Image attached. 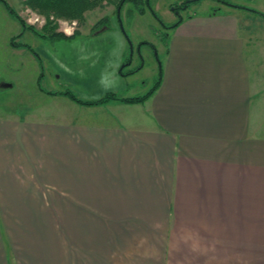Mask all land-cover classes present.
<instances>
[{"label": "crops", "instance_id": "crops-1", "mask_svg": "<svg viewBox=\"0 0 264 264\" xmlns=\"http://www.w3.org/2000/svg\"><path fill=\"white\" fill-rule=\"evenodd\" d=\"M222 4L171 27L138 103L60 93L139 95L122 35L52 41L59 86L0 114V264H264V38Z\"/></svg>", "mask_w": 264, "mask_h": 264}, {"label": "rangeland", "instance_id": "rangeland-1", "mask_svg": "<svg viewBox=\"0 0 264 264\" xmlns=\"http://www.w3.org/2000/svg\"><path fill=\"white\" fill-rule=\"evenodd\" d=\"M118 1L103 2L100 6L86 11L82 22L59 19L57 30L70 37L122 35L126 38L130 51L127 59L130 60L131 55L133 57L131 66L142 69L131 80L132 84L129 88H132L125 95H141L153 87L158 76L159 62L165 54L166 37L171 30L166 26L190 13H204L217 8L227 9L226 5L222 4L223 0H196L188 7L183 4L186 0H149V5L145 3L137 5L132 1H125L120 9L116 8ZM224 1L228 4L244 5L249 12L246 9L242 12V8L236 10L239 14L240 26L247 33L264 38V16L251 10L253 8L264 14V0ZM4 2L22 17L26 26H21V23L8 11ZM44 23V16L25 6L23 0H0V114L2 115L22 114L24 111L21 109H24V105L27 107L43 103L46 98L36 96L35 93L38 79L40 85L48 89L56 88L55 86L60 84L53 76L59 75L60 70L46 54L48 52L60 55L64 45L52 43L50 38L44 36L48 35L42 28ZM41 33L43 36L40 35ZM262 41L264 43V39ZM23 44H27L31 50ZM128 67L127 64L124 66V68ZM42 71L46 73L44 77L40 75ZM3 82L13 83V87H4ZM65 83L76 92L72 81ZM44 107L46 108V105Z\"/></svg>", "mask_w": 264, "mask_h": 264}, {"label": "trees", "instance_id": "trees-1", "mask_svg": "<svg viewBox=\"0 0 264 264\" xmlns=\"http://www.w3.org/2000/svg\"><path fill=\"white\" fill-rule=\"evenodd\" d=\"M1 1H4V0H1ZM108 1H111V0H23V4L27 6L28 8H30L31 10L35 11L36 13L44 16L45 23L43 24L42 28L46 33H48V35L46 34L44 36H47L48 38H50L51 41H58L60 39H63L69 36L64 32L57 30V25H58L57 21L59 19L76 20L78 22H82L84 20V14L86 11L94 9L100 6L103 2H108ZM125 1H132L137 5L141 3H145L149 5V0H119L116 3V8L120 9L122 3ZM195 1L196 0L185 1L183 4L188 7L190 3L195 2ZM223 3H228V2H225L223 0ZM5 6L8 9V11L21 23V26H26L22 17H20L13 8H11L7 3H5ZM174 9H176V7ZM251 10L264 16L263 13L257 10H254V9H251ZM179 21H180V18L175 23L169 26H166V27L171 28L175 26L176 24H178ZM28 26L29 28L33 29L31 25H28ZM40 35H42V33ZM166 39H168V34H167ZM23 46H26L29 50H31V48L27 44H23ZM166 46H167V41H166ZM167 50L168 49H166V51ZM134 70H137V69L135 68ZM134 70L126 72L124 74L132 73ZM160 82H161V68H159L158 76H157V79L153 87L141 95L119 98L115 95V93H108L104 95L103 97L96 99V100H82L76 97L69 90H64L60 93L69 96V98H71L75 102H78L81 104H88V105L105 103L110 99H117V100L128 102V103H138V102H142L145 99H147L156 90Z\"/></svg>", "mask_w": 264, "mask_h": 264}, {"label": "water", "instance_id": "water-1", "mask_svg": "<svg viewBox=\"0 0 264 264\" xmlns=\"http://www.w3.org/2000/svg\"><path fill=\"white\" fill-rule=\"evenodd\" d=\"M187 1H191V0H187Z\"/></svg>", "mask_w": 264, "mask_h": 264}, {"label": "flooded vegetation", "instance_id": "flooded-vegetation-1", "mask_svg": "<svg viewBox=\"0 0 264 264\" xmlns=\"http://www.w3.org/2000/svg\"><path fill=\"white\" fill-rule=\"evenodd\" d=\"M187 1V0H186ZM185 2V1H184Z\"/></svg>", "mask_w": 264, "mask_h": 264}]
</instances>
